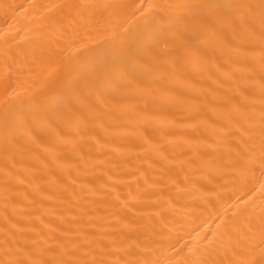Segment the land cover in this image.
<instances>
[{"label": "bare ground", "instance_id": "1", "mask_svg": "<svg viewBox=\"0 0 264 264\" xmlns=\"http://www.w3.org/2000/svg\"><path fill=\"white\" fill-rule=\"evenodd\" d=\"M0 264H264V0H0Z\"/></svg>", "mask_w": 264, "mask_h": 264}]
</instances>
